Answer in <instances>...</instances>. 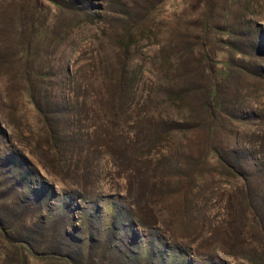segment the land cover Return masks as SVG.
<instances>
[{
  "label": "rangeland",
  "instance_id": "1",
  "mask_svg": "<svg viewBox=\"0 0 264 264\" xmlns=\"http://www.w3.org/2000/svg\"><path fill=\"white\" fill-rule=\"evenodd\" d=\"M67 1L39 10L46 115L0 8V264H264V0H214L212 33L203 0Z\"/></svg>",
  "mask_w": 264,
  "mask_h": 264
},
{
  "label": "trees",
  "instance_id": "2",
  "mask_svg": "<svg viewBox=\"0 0 264 264\" xmlns=\"http://www.w3.org/2000/svg\"><path fill=\"white\" fill-rule=\"evenodd\" d=\"M47 1H49L53 6H55L54 10H50L53 15L51 19H53L54 22L57 19H60L61 17L60 15L65 14L68 8L69 9L73 8L74 4L78 5L77 3L70 4V2H68L67 0H47ZM203 1L204 2L207 1V4L209 5L208 17L204 21L203 26L206 30H208V32L211 31L210 33H212L214 30L216 29L218 30L219 27V25L216 23L215 11L220 6H215L216 4L214 5V0H203ZM247 1L248 3L252 2V0H247ZM5 4H8V11H10L8 19L11 22L13 41L15 42V44H17L16 51H14L13 55L14 56L16 55V59H20L23 61L24 64L23 74L25 75V78L30 86V91H28L27 97L29 98V101L38 109V111L41 114L46 115V113L48 112L47 110L50 109L49 105L47 104L44 106V104H41V96H36V94L33 93L34 84H36L40 79V71L38 70H42L40 62L38 63L36 62L37 49H35V46L37 45L36 42H34V40L36 39V37L38 38L44 37L45 31L48 27L46 26V24L48 25L47 23L48 19L46 20V23L45 21L43 22L40 19L41 14L39 10L43 6V0H11V1L1 0L0 8L2 9V7H4ZM231 5H234V2H231ZM57 11H58V15H57ZM48 15L50 14L49 13L46 14V16ZM82 15L88 18L91 14H88V12L85 13L84 10L80 9L76 13V17H77L76 21L80 20L81 17H83ZM5 16L2 15L3 22L1 23V28L4 26ZM23 23H25V26L30 28L29 31L23 30L22 28ZM53 24H49V25H53ZM226 31L229 34H233V29L231 26L230 27L227 26ZM19 36H24V40H22L21 42L17 41L16 38ZM205 47L207 50L211 48V46H209V43H206ZM33 57L36 59L33 60ZM219 59L220 56L217 54L216 55L217 64L219 63L218 62ZM222 67H225V65H222ZM225 73L226 71L220 70L219 76H223ZM187 92H190V89L186 91V94ZM201 103H202L201 105L202 109L208 114V116H210V118L219 119V117L222 115L224 104L222 100H220L218 97V89L216 87V83L212 85L210 89L204 91V96L201 99ZM0 133H2L3 135L6 134V131L1 127V125H0ZM217 157H218V161L220 160V158L221 160H223L220 153L218 154ZM122 209L124 208L119 207L114 211V213L116 215L117 214L120 215L122 213ZM0 225H1L0 229L3 228L2 233L6 234V230L4 229L7 226L6 224H3V221L1 219H0ZM12 228L13 227H11V229ZM8 235H10V232ZM30 250H31L30 251L31 254L33 256H36L34 254V251L32 249Z\"/></svg>",
  "mask_w": 264,
  "mask_h": 264
}]
</instances>
